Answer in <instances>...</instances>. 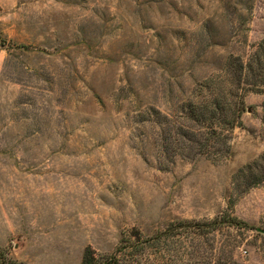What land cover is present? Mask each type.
Returning a JSON list of instances; mask_svg holds the SVG:
<instances>
[{"label": "rangeland", "instance_id": "rangeland-1", "mask_svg": "<svg viewBox=\"0 0 264 264\" xmlns=\"http://www.w3.org/2000/svg\"><path fill=\"white\" fill-rule=\"evenodd\" d=\"M263 40L264 0H0V247L82 264L162 234L132 264H264V182L234 181L264 94L217 160L188 112Z\"/></svg>", "mask_w": 264, "mask_h": 264}, {"label": "trees", "instance_id": "trees-1", "mask_svg": "<svg viewBox=\"0 0 264 264\" xmlns=\"http://www.w3.org/2000/svg\"><path fill=\"white\" fill-rule=\"evenodd\" d=\"M248 92L264 94V40L255 47L247 61L232 57L223 75L199 85V96L202 100L190 104L188 112L189 117L199 124L200 133L193 134L189 141L200 146V155H211L208 157L215 160L230 155L232 137L229 132L241 124V116L246 109L244 99ZM212 149L215 150L214 153ZM234 181L239 189L243 184H246V188H251L263 183L264 154L240 169ZM161 239L162 234L142 239L138 233L123 239L114 254L104 256L96 255L93 248L88 247L82 264H132L136 260L134 256L146 254ZM0 264L25 263L14 259L6 249L0 247Z\"/></svg>", "mask_w": 264, "mask_h": 264}]
</instances>
